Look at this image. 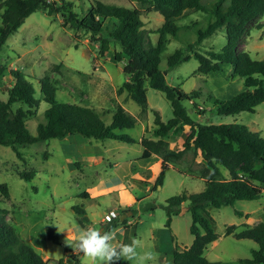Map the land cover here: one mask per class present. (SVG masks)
Instances as JSON below:
<instances>
[{
    "label": "rangeland",
    "instance_id": "374dc122",
    "mask_svg": "<svg viewBox=\"0 0 264 264\" xmlns=\"http://www.w3.org/2000/svg\"><path fill=\"white\" fill-rule=\"evenodd\" d=\"M73 1L76 9L83 12L91 2ZM102 1L141 6L142 18L149 31L159 27L164 20L160 13L146 11V7L138 0ZM187 13L189 15L178 22L181 26L179 33L184 38L183 41L193 42L197 36V28L190 26L203 15L200 12ZM257 19L251 22L250 33L241 39L239 48L250 51L253 58L262 59L264 15ZM258 21L261 22V27H258ZM150 36L156 43L158 33L151 32ZM97 37L81 29L62 26L60 15L50 16L45 10L39 9L31 13L2 45L0 64L6 66L7 71L22 70L34 81L37 88L39 79L48 76L57 89L59 100L89 106L97 111H110L108 117L115 107L122 105L137 118L135 127L125 131L137 139L147 135V131L154 125V111H158L164 121L173 116L171 102L162 91L148 87L149 105L147 112L142 113L141 107L128 98L126 91L119 92V88L127 80V75L123 71L124 61L118 62L114 59V44L102 56ZM167 39L161 53L162 67H165L167 56L182 46V41L172 36H167ZM226 44L225 31L219 29L205 38L196 50L205 53L208 49H221ZM198 66V58L192 56L169 69L165 75L169 84L178 86L185 92L195 89L202 91V96L197 101L207 109V113L202 116L191 111L192 118L202 124L240 122L252 130L260 131L264 136V104L257 107L255 112L244 111L238 115H221L215 111L214 98L227 100L244 89L243 79L234 73L232 64H225L219 71L210 73L198 72ZM3 80L4 84L0 83V99L6 100L7 87L13 84V80L10 74H6ZM17 106L18 104L14 105ZM48 106L43 100L28 119V127L32 133H36L38 120ZM187 106L190 109L192 104L187 102ZM186 128L189 131L184 140L190 132V127ZM172 134L175 133L171 132L169 136ZM181 143L182 146L183 142ZM20 150L22 157L10 146L0 144V183H7L10 191L9 197H4L0 191V205L8 209L6 219L10 220L24 241L34 246L44 258H64L65 264H87L84 254L75 251L70 244L82 228L93 226L97 230L102 229L103 224L98 219L108 213L110 208L121 214L120 208L128 202L127 198L115 194L90 199L83 195L85 190H94L110 177L121 175L126 171L125 163H133L136 166L134 172L142 173L150 160L155 159L154 154L138 143L111 138L89 139L77 133L51 138ZM175 164L176 167L169 166L165 169L163 187L154 188L147 200L152 203L165 202L166 198L174 194L183 191L199 192L203 189L204 182L200 177L180 172V169L195 173L199 171L202 167L199 153L189 149ZM31 169L36 170L33 179L26 180L20 176V171ZM159 170H162L161 163ZM129 186L133 194L138 189L144 191L139 185L129 183ZM262 203L264 195L255 200H238L233 205L210 206L208 210L219 238L208 245L205 255L210 260L221 261L222 264H240L239 259L250 257L258 244L252 239H237L226 235L225 229L227 225L236 224L241 219L235 209L255 210V214L264 217V208L260 207ZM145 204V200L135 203L134 208L125 213V217L132 222L127 220L126 225L131 223L129 226L120 224L122 235L118 234L117 241L128 244L136 239L140 245L137 249L139 253L153 254L152 259L145 264H167L176 245L185 247L193 241V234L190 232L191 212L188 204H184L182 212L173 216L174 221L169 227L166 225L167 214L163 208L157 207L155 211H148L144 209ZM49 229L59 234L62 244L48 239ZM66 249H70V252ZM71 255L78 258V263L72 260ZM128 264L136 262L131 261Z\"/></svg>",
    "mask_w": 264,
    "mask_h": 264
},
{
    "label": "trees",
    "instance_id": "16d2710c",
    "mask_svg": "<svg viewBox=\"0 0 264 264\" xmlns=\"http://www.w3.org/2000/svg\"><path fill=\"white\" fill-rule=\"evenodd\" d=\"M145 10L160 13L164 20L154 30L145 27L143 10L138 5H117L102 0H91L86 10L78 11L73 0H0V48L7 38L15 33L33 12L43 9L49 14L60 15L62 26L81 29L91 36L97 35L100 54L105 56L114 44V59L124 61L123 71L127 80L119 92H127L142 113L148 109V87L162 91L171 102L173 116L164 121L154 111V125L139 140L125 130L135 127L137 118L118 105L112 111H97L78 103L58 99L57 89L48 76L39 79V88L30 77L19 69H9L0 64V83L6 74L12 76L13 84L7 87L8 97L0 99V144L10 146L19 157L21 148L51 138L81 134L89 139H116L138 143L150 153L162 156V170L156 185H162L168 163L182 158L192 149L202 157V167L190 175L200 177L204 187L199 192L183 191L168 197L162 203H150L145 210L154 211L161 207L166 211V225L170 227L173 215L180 213L184 204L192 215L190 232L194 235L190 246L176 245L167 264H222L205 255L208 245L219 238L213 227V218L208 208L233 205L237 200H255L264 195V136L240 122L202 124L196 122L190 112L205 115L207 109L197 101L202 96L199 89L185 92L167 82L166 72L179 63L196 56L197 71L210 73L219 71L223 65L232 64L234 73L244 82V89L232 98H214L215 111L221 115H238L255 112L264 102V58H253L251 52L239 48L241 39L250 33V24L264 15V0H138ZM187 11L202 13L190 27L197 28L195 41L186 42L180 35L179 20ZM258 27H261L259 24ZM224 29L227 44L221 49H208L205 53L196 50L203 40ZM158 33L154 43L150 33ZM167 36L182 41L166 58L162 67V49ZM49 106L38 120L37 131L32 133L28 119L40 107L42 101ZM187 102L192 104L189 109ZM18 104L17 107H14ZM190 127L183 145L173 149L168 140L171 132ZM20 176L31 180L36 170H22ZM4 197L10 196L7 183H0ZM84 196H89L87 191ZM8 209L0 205V264H65L64 258H44L34 246L24 241L16 228L6 219ZM124 210L123 213H127ZM239 216L241 210L235 209ZM127 218L121 215L103 225L102 230L125 226ZM226 235L237 239H252L258 244L251 256L239 259L240 264H264V221L255 224H229ZM48 239L62 244L59 234L53 229ZM68 253L70 249H66ZM78 263V258L71 255ZM116 264H128L120 260Z\"/></svg>",
    "mask_w": 264,
    "mask_h": 264
},
{
    "label": "crops",
    "instance_id": "0c3cea01",
    "mask_svg": "<svg viewBox=\"0 0 264 264\" xmlns=\"http://www.w3.org/2000/svg\"><path fill=\"white\" fill-rule=\"evenodd\" d=\"M256 20H258V19H256ZM258 22L261 25V22L260 21H258ZM262 104H264V102L260 103L258 105V107H261ZM188 131L189 130H187V128L185 126V128L180 129L177 132H175V134L170 135L168 137V140H169V143H170V147L173 148V149H176V147L181 146V144H182L181 142H184L183 138L185 137V134ZM140 138H138V140ZM175 142H179V144L175 143ZM154 156H155V159L154 160H150V162L148 163L149 164L148 167L144 168L142 173H139V172H136V171L134 172V168L136 166H134L133 163H125L126 171L125 172L123 171L121 175H115L113 177H110L109 179L105 180V183H103L102 185H100L99 187H97L94 190H90V189L89 190H85V191H87L89 193L88 198H90V199L94 198L95 199V198H98V197H101V196H105L107 194H115L116 196H123V198H127L128 202L125 204V206H122L120 208L121 209V214L120 215L123 214L124 210H131V208L133 209L134 206H135V203L136 204L140 203L143 200H145V202H146L145 206L150 204V203H152L151 201L147 200L146 198L149 199V197H151L150 195L152 194V191L154 190V188L157 189L158 187L159 188L163 187V184L162 185H156L157 177L160 174L159 164L162 163L163 158H162V156H160L158 154H154ZM177 161H179V159ZM169 166L176 167L177 165L174 162V163H168L167 167H169ZM147 171H148V173H147ZM180 172L181 173H186V174L190 173L188 171L181 170V169H180ZM193 173H194V171H193ZM192 176L198 177V176H195V175H192ZM132 181L139 182V184L138 183H133ZM129 183H130V185H131V183L139 185L138 187H142L144 191H142L141 189H138L136 194H133L131 192V190H130L131 186H129ZM161 202L162 201H160L159 203H161ZM260 207H261V209L264 208V203L260 204ZM110 210H115V209L110 208L108 211H110ZM241 211L243 212V214L240 215L241 219H239V222L236 223L237 225H242L244 223L255 224V223H258L260 221H264V217L261 218V215L255 214L256 213L255 210H241ZM116 212H118V211H116ZM118 213H120V212H118ZM106 214H107V212L105 213V215ZM104 216H101L98 220L103 219ZM173 216H176V215H173ZM248 218H251V219H248ZM127 220L129 222H132L130 218L127 219ZM173 221H174V219L172 217L170 226L172 225ZM117 227L120 228V225L117 226ZM102 229H103V226H102ZM102 229H100V230H102ZM193 239H194V235H193ZM192 242H191V244H192ZM191 244L186 245V246H190Z\"/></svg>",
    "mask_w": 264,
    "mask_h": 264
},
{
    "label": "clouds",
    "instance_id": "9594fccd",
    "mask_svg": "<svg viewBox=\"0 0 264 264\" xmlns=\"http://www.w3.org/2000/svg\"><path fill=\"white\" fill-rule=\"evenodd\" d=\"M118 234L122 235V229L118 227L97 230L89 226L80 229V234L70 245L84 254L87 264H116L120 260L145 264L152 259L151 252L141 254L137 251L140 245L136 239L128 244L118 242Z\"/></svg>",
    "mask_w": 264,
    "mask_h": 264
},
{
    "label": "built area",
    "instance_id": "2783aa9c",
    "mask_svg": "<svg viewBox=\"0 0 264 264\" xmlns=\"http://www.w3.org/2000/svg\"><path fill=\"white\" fill-rule=\"evenodd\" d=\"M120 214L116 212L115 210H110L103 219L100 220V223L105 225L107 222L113 220V218L119 216Z\"/></svg>",
    "mask_w": 264,
    "mask_h": 264
},
{
    "label": "water",
    "instance_id": "95a60500",
    "mask_svg": "<svg viewBox=\"0 0 264 264\" xmlns=\"http://www.w3.org/2000/svg\"><path fill=\"white\" fill-rule=\"evenodd\" d=\"M182 212V211H181ZM125 216H127L125 213H123L122 215H121V219H124L125 218Z\"/></svg>",
    "mask_w": 264,
    "mask_h": 264
}]
</instances>
